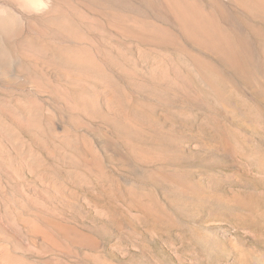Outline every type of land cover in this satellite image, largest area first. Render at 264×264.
Segmentation results:
<instances>
[{
	"label": "rangeland",
	"instance_id": "obj_1",
	"mask_svg": "<svg viewBox=\"0 0 264 264\" xmlns=\"http://www.w3.org/2000/svg\"><path fill=\"white\" fill-rule=\"evenodd\" d=\"M0 264H264V0H0Z\"/></svg>",
	"mask_w": 264,
	"mask_h": 264
},
{
	"label": "bare ground",
	"instance_id": "obj_2",
	"mask_svg": "<svg viewBox=\"0 0 264 264\" xmlns=\"http://www.w3.org/2000/svg\"><path fill=\"white\" fill-rule=\"evenodd\" d=\"M180 2V1H179ZM171 3H172V5H173V2L171 1ZM164 4L166 5V7L169 9L171 6H170V1H164ZM179 4V8L176 6H174L173 7V9L174 10H176V12H178L180 15H178V14H176V13H174V14H172V16L174 17V19H177L178 20V22L180 23V28L182 29V31H183V33H185V35H187V37L189 36V37H192V38H194V40L195 41H197V42H202V41H204L203 40V38L202 37H200V36H198L196 33L198 32H196V33H194L193 34V32H191V31H189V30H193V28L192 27H194L193 25H192V22L194 23V21L192 20V21H190V17L191 18H194V16H192V14H191V16L189 17V15H188V13L186 14V13H184L185 12V7H186V2H182V3H178ZM176 5V4H175ZM185 5V6H184ZM191 9V8H190ZM231 11V10H230ZM199 14V13H198ZM203 16V15H202ZM118 19H119V21H121V22H124V21H126V16L124 17V16H121V14L120 15H118V16H116ZM135 18V17H134ZM132 19V21L130 20V22L129 23H132L133 24V26L132 27H137L138 28V26H140L141 25V23L137 20V19ZM195 19V18H194ZM127 20H129V19H127ZM196 21V20H195ZM187 26H185L184 27V24ZM187 24H190L191 26H189V25H187ZM129 28V27H128ZM134 28V29H135ZM158 28V27H157ZM188 28V29H187ZM125 30V29H124ZM145 30H147V29H145ZM160 30H162L163 31V33H166V37H167V35H169L170 36V34H167L168 33V31H167V29H161L160 28ZM159 30V31H160ZM126 31H128V30H126ZM202 32V31H201ZM202 34V33H201ZM163 35V34H162ZM168 38V37H167ZM75 53H77V52H75ZM71 55V54H70ZM96 57V56H95ZM78 60L80 61L79 63H83L84 62V64L86 63V64H88V65H91V66H94V67H96V66H98L99 65V63H98V60L96 59V58H94V55H92V53H91V51L88 53V54H84V55H82V56H80V58H78ZM131 61V60H130ZM95 98V97H94ZM84 103V102H83ZM83 103H82V105H83ZM86 103V102H85Z\"/></svg>",
	"mask_w": 264,
	"mask_h": 264
}]
</instances>
